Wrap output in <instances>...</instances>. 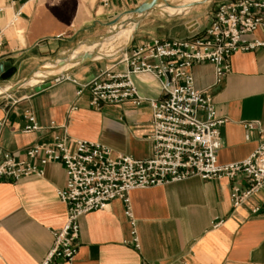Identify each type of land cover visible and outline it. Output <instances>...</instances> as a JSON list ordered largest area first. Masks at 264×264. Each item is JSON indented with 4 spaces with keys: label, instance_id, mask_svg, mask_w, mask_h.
I'll return each instance as SVG.
<instances>
[{
    "label": "crops",
    "instance_id": "0c3cea01",
    "mask_svg": "<svg viewBox=\"0 0 264 264\" xmlns=\"http://www.w3.org/2000/svg\"><path fill=\"white\" fill-rule=\"evenodd\" d=\"M147 1L0 0L1 26H7L18 14L13 26L3 32L0 90L25 78L41 62L105 34L110 21ZM152 13L139 22L127 55L150 40L184 39L203 32L212 14L200 22L198 18L208 12L190 10L192 18L170 24L171 20L162 23ZM255 36L260 37V33ZM97 48L99 45H81L61 68ZM107 49L102 51L112 52ZM123 55L75 64L55 75L62 81L53 78L50 87L39 93L33 88L41 81H35L0 98V154L25 161L26 150L50 144L53 135L64 131L71 146L76 141L93 142L111 150L113 156L150 158L148 101L165 98L160 83L148 74L132 76L143 99L140 106L121 102L93 108L89 89L84 88L95 79H103L106 71H124ZM192 75L195 88L208 90L217 117L225 120L220 128L218 164L245 160L264 141L258 132H264V51L235 53L229 73L217 86H213L210 64L195 65ZM27 112L42 131L23 132ZM248 122H256L257 127L247 132L243 124ZM51 123L56 129H48ZM33 163L38 164V159ZM64 184V169L57 162L46 164L42 177L0 181V264H40L45 258L53 244V232L66 221L65 205L57 197ZM244 186L241 178L203 181L191 177L133 190L128 194L130 218L120 200L82 216L75 257L54 264H264V194L253 195L235 209L230 202L232 187ZM257 207L260 211L253 213ZM134 237L138 248L133 245Z\"/></svg>",
    "mask_w": 264,
    "mask_h": 264
},
{
    "label": "built area",
    "instance_id": "2783aa9c",
    "mask_svg": "<svg viewBox=\"0 0 264 264\" xmlns=\"http://www.w3.org/2000/svg\"><path fill=\"white\" fill-rule=\"evenodd\" d=\"M10 1V0H8ZM106 4V3H105ZM3 9L0 8V15ZM16 14L7 26L0 25V46L3 32L13 26ZM260 33V37L255 34ZM264 51V0H228L212 11L209 26L184 39H154L124 53L125 70L106 71L103 79H95L89 89L90 106L102 103L130 102L140 106L132 76L148 74L161 85L165 98L148 101L151 109L152 154L146 160L112 155L99 143L76 141L71 144L66 134L53 135L50 144L34 145L25 152V161H15L0 154V181H16L27 176H43V167L50 162L62 165L65 184L57 197L66 208V221L53 232V244L40 264L70 262L76 255L79 219L102 210L111 201L120 200L130 218L128 194L133 190L181 182L191 177L203 181L243 179L245 186L232 187L230 202L238 208L255 194H264V141L243 161L220 165L218 153L222 146L220 128L225 120L217 117L208 90H197L192 68L210 64L213 86H217L230 71V58L237 52ZM55 82L62 79L55 77ZM80 91L77 92V95ZM23 132H40L34 116L27 112ZM252 131L256 122L243 124ZM48 129H56L51 123ZM259 135L264 132L259 130ZM248 138V136H246ZM38 159V164L34 160ZM254 208L253 213L260 211ZM219 222L213 227H217ZM133 245L138 248L137 240Z\"/></svg>",
    "mask_w": 264,
    "mask_h": 264
},
{
    "label": "water",
    "instance_id": "95a60500",
    "mask_svg": "<svg viewBox=\"0 0 264 264\" xmlns=\"http://www.w3.org/2000/svg\"><path fill=\"white\" fill-rule=\"evenodd\" d=\"M165 0H148L147 2L143 3L140 7H138L137 9L131 11L130 13L127 14L126 19H124V15L118 18L113 19L112 21H110L106 28H107V32L101 36L95 37V38H90V39H86L83 40L81 42H79L78 44H76V46H74L73 48L67 50L64 52V54H57L55 56H53L51 59L46 60L44 62H41L40 64H38L37 66H35L31 72L22 80H20L19 82L15 83L14 85L6 88L4 91L0 92V98H3L5 96H9L13 93H15L17 90L23 88L24 86H26L30 81H32L37 73H47L49 71H55L60 69L61 67H63L65 64L69 63L71 60V56L72 53L75 49H77L78 47H80L81 45H86V46H90V45H99L102 42L106 41L107 39H109L110 37H112V35L123 25L127 24L128 22H131L135 25L134 30H133V34L131 37V40L129 41V43L127 44V46L123 49V53H126V51L130 48L131 46V41L132 38L137 30L138 24L140 21H142L147 15H149L150 13H152L153 11H156V5L157 3L163 2L164 3ZM209 1H221V0H201L199 2H194L192 4H189L187 6L184 7V12L190 10L192 7H195L197 5L203 4L205 2H209ZM223 2L227 3L228 0H223ZM129 15V16H128ZM93 60V56L91 54H83L82 56H80L79 60L76 61L74 64H80L86 61H90ZM56 76H52L46 79H43L41 81V83L38 86H35L33 88V91L35 93H39L42 90H45L47 88L50 87V80H52L53 78H55Z\"/></svg>",
    "mask_w": 264,
    "mask_h": 264
},
{
    "label": "bare ground",
    "instance_id": "6f19581e",
    "mask_svg": "<svg viewBox=\"0 0 264 264\" xmlns=\"http://www.w3.org/2000/svg\"><path fill=\"white\" fill-rule=\"evenodd\" d=\"M165 1H168V0H165ZM199 1H201V0H185V2H187V4H183L180 7V13H178V14H181L182 12H184V7L185 6H187L189 4H192L194 2H199ZM162 3L163 2L157 3L156 9H158L160 11H168V10H166L164 8L167 4H162ZM124 16H125L124 19L128 18L127 17V14L124 15ZM122 27H125V28H124V33L122 35V40L121 41H119L120 40L119 38H116V39H119L118 41H116V42L114 41L115 35H116V32H117L116 31L112 35V37H110L106 41H104L101 44H99V48H97L93 52H85L84 54H91L93 56V59H95V60L102 59V58H111V57L113 58V57L117 56L120 52L123 51V49L127 46V44L129 43V41L131 40V37H132V34H133V30H134L135 25L133 23H131V22H128L127 24L123 25ZM104 47H108L107 50L112 51V52H105L104 50L102 51V48H104ZM113 48H119V49H113ZM82 55L83 54L81 53V55H79V58ZM73 65H75V64L73 63V64H71L70 66H68L66 68H60V69L55 70V71H49V73H51V74H43L41 72L40 73H37L36 77L32 81H30V82L42 81L43 79H46V78L55 76L57 74H61L65 70L71 68ZM4 90H0V92L1 91H4Z\"/></svg>",
    "mask_w": 264,
    "mask_h": 264
},
{
    "label": "rangeland",
    "instance_id": "374dc122",
    "mask_svg": "<svg viewBox=\"0 0 264 264\" xmlns=\"http://www.w3.org/2000/svg\"><path fill=\"white\" fill-rule=\"evenodd\" d=\"M223 2V0L221 1H209V2H205L203 4H200V5H197L195 7H192L190 10H193L195 12V10H201V13H204V12H208L205 16H201V18H198V20L200 22H202V20L206 17H208V15L210 14V12L213 11V9L219 4ZM162 4H167L164 8L168 11H160V10H156V11H153L152 13V16H155L156 18H159L161 20L162 23L165 22V20H171V23L170 24H175L176 22L175 21H179V20H187L189 18H192V15H190V10L188 11H185V12H182L181 14H178L180 13V7L183 5V4H187V2H185V0H168V1H165L164 3ZM170 5V6H169ZM184 14H187L185 17H182ZM195 15V14H193ZM204 15V14H203ZM183 18V19H182ZM196 23V22H195ZM194 23V24H195ZM124 28L125 27H120L117 32H116V35H115V39L116 38H119V39H114V41H121L122 40V35L124 33ZM123 29V30H122ZM119 31V32H118ZM123 31V32H122ZM119 43V42H118ZM73 45L75 44V42L72 43ZM123 48V47H122ZM113 49H116V48H113ZM119 49V48H117ZM78 50L75 49L73 52H77ZM108 51V50H107ZM64 53H62L63 55ZM124 53L123 52H120L117 56L113 57L112 59H115V58H118L119 56L123 55ZM104 59V58H102ZM110 59V58H108ZM28 90L30 88V86H27L26 87ZM1 89V88H0Z\"/></svg>",
    "mask_w": 264,
    "mask_h": 264
}]
</instances>
